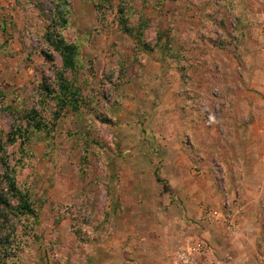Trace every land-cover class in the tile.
<instances>
[{"label":"rangeland","instance_id":"obj_1","mask_svg":"<svg viewBox=\"0 0 264 264\" xmlns=\"http://www.w3.org/2000/svg\"><path fill=\"white\" fill-rule=\"evenodd\" d=\"M57 2L0 0V132L29 129L7 151L38 212L0 218V264H175L197 241L264 264V0H67L81 106L60 115Z\"/></svg>","mask_w":264,"mask_h":264},{"label":"trees","instance_id":"obj_2","mask_svg":"<svg viewBox=\"0 0 264 264\" xmlns=\"http://www.w3.org/2000/svg\"><path fill=\"white\" fill-rule=\"evenodd\" d=\"M69 4L67 0H58L55 6L54 23L51 29H48L45 35L47 43L57 51L63 61L62 70L58 75V89H51V87H45V90L49 91L51 96L55 99L56 105H58V115L62 111L71 106L73 110H78L81 106L80 90L72 83L70 79L65 76L66 71H76L78 67V54L79 46L75 42H69L64 35L59 31V28H65L68 24ZM140 28V27H137ZM130 34V33H129ZM139 39L142 37L143 32L134 33ZM27 125H30L34 130L42 131L47 128L42 118L39 117L37 111H29L24 116ZM29 129L18 125L17 129L10 132L6 139L0 132V159L3 164L4 175L3 182L5 188L0 189V218L12 221V217L31 216L35 219L38 218V212L35 209L31 198L25 192H23L17 185L16 176L14 174V167L11 166L10 158L8 156L7 146L14 145L19 139L23 142L28 140ZM2 228V227H1Z\"/></svg>","mask_w":264,"mask_h":264},{"label":"built area","instance_id":"obj_3","mask_svg":"<svg viewBox=\"0 0 264 264\" xmlns=\"http://www.w3.org/2000/svg\"><path fill=\"white\" fill-rule=\"evenodd\" d=\"M207 215L212 217L211 219L215 218L217 220L222 219L224 221H231V217L229 213L225 215L218 210H209ZM231 224V223H230ZM235 226L233 224L229 225V229H233ZM210 248L207 246L206 243L203 241H197L193 247H189L187 249H182L177 252V256L175 258V264H191L197 255H209Z\"/></svg>","mask_w":264,"mask_h":264},{"label":"crops","instance_id":"obj_4","mask_svg":"<svg viewBox=\"0 0 264 264\" xmlns=\"http://www.w3.org/2000/svg\"><path fill=\"white\" fill-rule=\"evenodd\" d=\"M185 233L189 234L190 232L185 231ZM185 233H183V234H185ZM174 248H175V242H172L171 245L168 247V252L166 254L168 255L171 253V255H174V251H173ZM255 248L256 247H254L253 250L249 254L248 253L246 254V256H245V258H246L245 263L246 264H257L258 259H257V257H255V255H253V252H255L254 251ZM173 259H175V258H172V260ZM260 261H263L262 257L260 258ZM191 264H222V261L221 260L218 261L214 257L200 255V257H196L195 260Z\"/></svg>","mask_w":264,"mask_h":264}]
</instances>
